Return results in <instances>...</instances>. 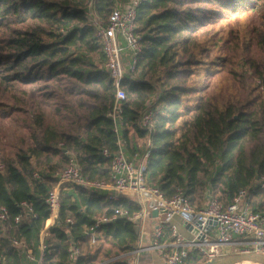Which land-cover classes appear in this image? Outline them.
Listing matches in <instances>:
<instances>
[{
  "label": "trees",
  "instance_id": "obj_1",
  "mask_svg": "<svg viewBox=\"0 0 264 264\" xmlns=\"http://www.w3.org/2000/svg\"><path fill=\"white\" fill-rule=\"evenodd\" d=\"M127 1L0 0V120L19 113L29 130L28 141L0 159V208L9 217L0 223L2 264H31L14 240L38 254L49 217L45 200L70 156L88 182L110 184V159L103 151L117 152L118 141L128 157L149 151L145 184L166 199L180 190L196 209L211 198L226 208L249 189L251 210L264 213V0L140 3L135 33L141 52L121 82L125 100L114 124L108 114L115 88L86 15L90 6L106 22ZM242 17L247 23L240 24ZM212 50L218 54L214 61ZM209 65L207 83L189 86L198 68ZM147 105L159 108L149 130L138 124ZM117 209L131 219L140 207L127 197L111 199L109 191L61 186L41 264H98L136 249L134 222L116 218L100 226L92 249L81 250L94 218ZM171 240L164 227L159 243ZM69 241L81 250L75 261L68 259ZM205 262L190 251L183 264Z\"/></svg>",
  "mask_w": 264,
  "mask_h": 264
},
{
  "label": "built area",
  "instance_id": "obj_2",
  "mask_svg": "<svg viewBox=\"0 0 264 264\" xmlns=\"http://www.w3.org/2000/svg\"><path fill=\"white\" fill-rule=\"evenodd\" d=\"M144 0H128L124 5L115 7L107 16L106 22L100 20L89 6L87 20L95 30V37L102 46L104 69L115 88V100L108 116L116 124L122 111V102L125 93L121 82L128 71L135 68L137 56L141 52L140 36L135 33L136 10ZM159 113L158 107L147 105L138 119L142 129H151L153 119ZM117 134V128L115 127ZM103 155L110 159V184L102 182L90 183L80 174L75 159L70 156L64 170L56 177L58 183L49 192L45 203L48 206L49 217L58 215L59 190L65 184L82 186L89 189L106 190L111 192V199L131 197L140 207L139 212L131 219L127 211L115 210L111 216L95 217L93 225L86 233L89 244L96 242L97 230L100 226L113 222L116 218L129 220L140 219L141 229L151 213L157 212L158 222L153 230V243L143 249L140 245L136 249L119 256L124 264H140L144 251H161L165 264H183L188 252L194 251L202 255L207 261L228 255L263 254L264 255V213L253 212L248 202L249 189L240 190L233 201L222 208L214 198L208 200L204 208L196 209L185 198L182 191L177 190L172 198L166 199L156 187L145 184V173L148 165L149 151L144 154L125 155L118 141V150L113 154L103 151ZM37 177V174H34ZM260 188L264 190V179L259 181ZM28 214L32 209L22 202L19 205ZM48 217V218H49ZM180 218L190 238L184 237L174 219ZM47 218V219H48ZM8 212L0 208V223L8 221ZM57 219V218H56ZM20 215L14 218L18 223ZM72 223L71 219H67ZM164 227H168L170 242L159 243ZM42 230L39 234L40 244L38 254L23 249L22 243L14 240L13 246L24 255L26 262L41 264L43 256L48 253L41 240ZM68 259L75 261L81 253L80 248L73 241H69ZM3 258L0 257V264Z\"/></svg>",
  "mask_w": 264,
  "mask_h": 264
},
{
  "label": "rangeland",
  "instance_id": "obj_3",
  "mask_svg": "<svg viewBox=\"0 0 264 264\" xmlns=\"http://www.w3.org/2000/svg\"><path fill=\"white\" fill-rule=\"evenodd\" d=\"M247 20L248 19L242 17V19H240V24L247 23ZM217 29L218 26H216V30ZM239 29L242 33L246 31L244 28L241 29V27ZM215 52L216 50H212V55H211L212 61H214L218 57V54H215ZM208 69H211L210 65L208 67L198 68L196 74L189 80L188 85L191 87H197L201 85V83H207L208 78H205L204 74L205 71ZM216 81L218 83V80ZM210 83L213 84V81L210 80ZM223 90H225V92H227L228 94L231 92V89L228 90L226 87H224ZM235 91L236 89L232 87V92ZM50 111L51 109L48 108V112ZM19 115H20L19 113H15L10 119L0 120V126L2 128V130L0 131V159L4 155H7L9 153L12 154V152H14L17 149V147H20L22 145L23 141L25 140L26 142L28 141L29 130L27 128H24L23 126L24 123L23 121H20L21 117H19ZM23 118H28V115L22 116V119Z\"/></svg>",
  "mask_w": 264,
  "mask_h": 264
},
{
  "label": "crops",
  "instance_id": "obj_4",
  "mask_svg": "<svg viewBox=\"0 0 264 264\" xmlns=\"http://www.w3.org/2000/svg\"><path fill=\"white\" fill-rule=\"evenodd\" d=\"M127 198H130L131 200L134 201V199L131 197H127ZM56 218L57 217H55V216H51L48 219H46L45 225H44V228H43L42 234H41L42 242H43V237L45 236L48 229L54 225ZM153 218H157V216L153 217L151 215V219H148V221H146V223L142 227V229H141V221L139 224V232H138L139 237H138L137 246L140 245L143 249H146L147 247L151 246L153 243V230H154L155 224L158 222V219L155 221V220H153ZM174 222L178 226L180 233L184 237H186L187 239L190 238V234H188L186 232V228L184 227L181 219L177 217L174 219ZM97 236H98V233H97ZM39 244H40V238H39ZM85 246H87V249L88 248L92 249V246L89 244V241H88V244H85L81 250H83V248H85ZM118 260L124 262V259L119 258V256H118V257H113L111 259H108V260L103 261L102 263H98V264H108L111 262H117ZM140 264H165V259L162 255L161 251L149 250V251L143 252L141 259H140Z\"/></svg>",
  "mask_w": 264,
  "mask_h": 264
},
{
  "label": "water",
  "instance_id": "obj_5",
  "mask_svg": "<svg viewBox=\"0 0 264 264\" xmlns=\"http://www.w3.org/2000/svg\"><path fill=\"white\" fill-rule=\"evenodd\" d=\"M153 217L157 216V212L151 213ZM140 219L134 220V229L139 232ZM203 264H264L263 254H246V255H228L220 258H215Z\"/></svg>",
  "mask_w": 264,
  "mask_h": 264
}]
</instances>
